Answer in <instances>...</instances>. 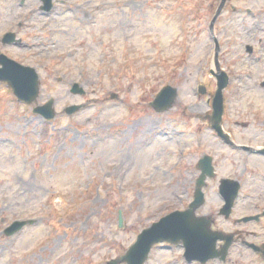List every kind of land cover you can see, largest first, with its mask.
Wrapping results in <instances>:
<instances>
[{
	"label": "rangeland",
	"instance_id": "obj_1",
	"mask_svg": "<svg viewBox=\"0 0 264 264\" xmlns=\"http://www.w3.org/2000/svg\"><path fill=\"white\" fill-rule=\"evenodd\" d=\"M56 1L51 17L22 19L20 43L0 41V52L36 68L41 84L28 104L0 82V226L43 220L19 233L0 264H109L142 230L184 207L199 175L193 164L219 144L203 116L217 88L209 27L221 0ZM14 2L0 0V11ZM1 19L0 37L13 22ZM214 31L230 77L227 127L240 141L264 144V0H229ZM74 83L85 92L74 94ZM168 85L177 100L158 113L150 103ZM50 98L56 114L46 120L35 111ZM73 105L83 107L70 115ZM206 192L217 202L213 188ZM254 212L238 208L229 221L218 217L219 227ZM183 253L159 245L145 264H189ZM230 260L208 264H264L249 250L238 257L235 249Z\"/></svg>",
	"mask_w": 264,
	"mask_h": 264
},
{
	"label": "water",
	"instance_id": "obj_2",
	"mask_svg": "<svg viewBox=\"0 0 264 264\" xmlns=\"http://www.w3.org/2000/svg\"><path fill=\"white\" fill-rule=\"evenodd\" d=\"M227 1L228 0H221L210 24V29L213 34L215 22L222 13ZM215 42V66L218 73L214 70L211 72L218 81V88L212 102L214 108L213 113L209 118L213 128L222 137L228 138V135L224 134L222 130V118L224 113L223 90L229 83V77L226 72L220 68V63L218 61L220 45L216 37ZM248 50L251 52L252 48L248 47ZM0 63L3 64V67L0 68V81H7L18 97L25 99L28 102H32L40 92L39 79L36 70L30 67H22L14 61L4 59L3 57H0ZM72 91L75 93L84 92L78 84L74 85ZM199 91L205 93L206 88L200 86ZM177 96L178 90L172 86H167L158 94L156 99L152 102V106L158 111L169 109L173 106ZM53 103L54 102L51 99L43 106L36 109V111L44 117L52 119L55 117ZM77 109H79V106H72L68 108V112L72 113ZM200 165L203 169V173L198 179L195 196L196 199L190 204V207L185 211H175L143 230L138 235L137 241L129 248L126 254L119 259L110 262L111 264H119L121 262H126L127 264H144L152 247L161 242H169L171 244L182 243L185 247V258L189 263L200 261L204 264L208 260L214 259L220 255L215 249L216 242L218 239H225L228 237L222 232L211 230L212 221L210 217L196 215V210L200 208L204 202L202 186L205 184L206 174H213L210 157L206 156L201 159ZM237 189L238 183L230 179L224 180L221 185L222 193L228 198V203L222 210V213H225L227 217L231 213V207ZM253 218L256 217H248L245 218V220L247 221ZM120 226H122V219H120ZM18 229L19 228L15 229V231ZM230 243L231 241L228 240L220 252L222 253V259H225L226 251ZM255 248L258 251H262L264 254V251L260 247Z\"/></svg>",
	"mask_w": 264,
	"mask_h": 264
},
{
	"label": "flooded vegetation",
	"instance_id": "obj_3",
	"mask_svg": "<svg viewBox=\"0 0 264 264\" xmlns=\"http://www.w3.org/2000/svg\"><path fill=\"white\" fill-rule=\"evenodd\" d=\"M17 6L22 10H16ZM13 8L14 10L10 9L9 11H0V14L2 15L0 16V23L2 22L1 18L13 19V22L10 23L5 30L7 32H14L16 35H18L22 29H25L24 25L28 20L35 19L37 15L39 17H51L53 14L58 12L59 5L56 3V0H53L51 8L50 10H48L46 8V3L42 2V0H37L36 4L30 6L28 5V0H18V3L14 2ZM22 19L28 20H26L24 23ZM26 27L31 28L32 22H30ZM2 43L4 44V42ZM118 97V95L114 96L116 100H118ZM229 102L230 101L225 97L226 106L222 122L223 130L225 133L229 134V138H222L210 124L211 129L214 131V134L218 138L219 144L215 147V149H210V152L203 154H207L212 157L213 175L206 181L204 187L206 201L200 210H204V208L208 206L211 211H218L217 216H215L214 214H208L212 216L213 228L233 234V236L231 237L232 243L227 253V262L231 261L230 258L232 252H235V249L237 251L238 257L243 256L246 250H249L252 251L256 255V257L263 259L262 253L256 251L255 248L250 245V243H255L264 248V144H260L261 142H263L261 139L255 138L244 139L240 141L235 136V132L227 127L226 122L228 121ZM238 112L240 111L238 110ZM236 125L241 126L245 129L248 126V124L245 122H237ZM244 146H248L250 148L247 149ZM217 150H219V153H217ZM249 164L252 165L249 166ZM192 170H197L199 171V174L201 173L199 160L193 164ZM248 171L250 172L249 183H247L248 181L246 176ZM198 176L195 178L192 197L188 199V201L185 202L184 207L179 208V210L186 209L189 206L190 202L193 200L194 190L196 188V180ZM227 178L238 181L240 186L238 192L236 193L232 210L235 211L238 208H244L255 211L254 213H251L249 215H258V218L248 222L241 221V218L246 215L239 216L238 218H235L231 223L233 228L228 230L219 227L221 223L218 221V217H223L220 214V210L227 202L226 197H224L220 192V186L223 179ZM246 185L248 186V188ZM211 188L214 189V193L217 196V202L214 203L208 202V193L206 192V190ZM229 218L225 219L229 221ZM40 221L43 220H33L32 225L25 226L19 233L24 232L27 227H35L36 224ZM252 223H254V225H252ZM11 224L12 223L7 222L6 220L0 226V256L10 253V247L12 246V244H16L15 240H17V236L19 235V233L13 236H9L5 233L6 228H8ZM40 241L41 240H39V242ZM223 245L224 241H218V249H221Z\"/></svg>",
	"mask_w": 264,
	"mask_h": 264
}]
</instances>
